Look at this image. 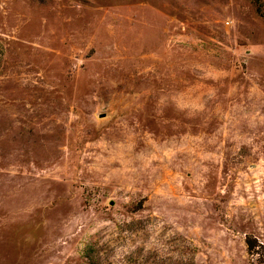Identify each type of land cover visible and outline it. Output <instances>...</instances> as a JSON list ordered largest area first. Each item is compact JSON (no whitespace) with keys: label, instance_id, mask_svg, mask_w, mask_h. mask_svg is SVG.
<instances>
[{"label":"rangeland","instance_id":"1","mask_svg":"<svg viewBox=\"0 0 264 264\" xmlns=\"http://www.w3.org/2000/svg\"><path fill=\"white\" fill-rule=\"evenodd\" d=\"M0 264H264V0H0Z\"/></svg>","mask_w":264,"mask_h":264}]
</instances>
